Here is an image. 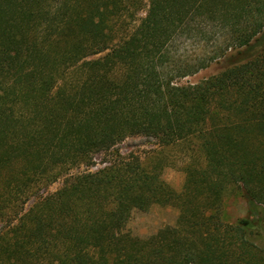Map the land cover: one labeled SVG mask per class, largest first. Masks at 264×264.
<instances>
[{"label":"trees","instance_id":"16d2710c","mask_svg":"<svg viewBox=\"0 0 264 264\" xmlns=\"http://www.w3.org/2000/svg\"><path fill=\"white\" fill-rule=\"evenodd\" d=\"M202 26L212 49L174 50ZM134 136L198 141L180 192L160 161L117 151L71 173ZM233 188L252 217L229 224ZM153 204L177 223L133 235ZM262 227L264 0H0V264H264Z\"/></svg>","mask_w":264,"mask_h":264},{"label":"rangeland","instance_id":"374dc122","mask_svg":"<svg viewBox=\"0 0 264 264\" xmlns=\"http://www.w3.org/2000/svg\"><path fill=\"white\" fill-rule=\"evenodd\" d=\"M145 13V10L142 9L139 12V17H143ZM212 29L209 26H202L200 30L194 28L189 36L184 35L177 39L174 50L177 48L178 53L192 55L195 53L200 54V51L206 49H212L217 40L214 35L215 32ZM205 31L207 34L204 33ZM211 35H214L213 38H210ZM226 64L223 61L213 62L208 67L181 79V81L196 82L205 76L217 73ZM116 151L125 155H137L147 164L153 163V161H160L163 165L162 178L176 192H180L183 187L186 177L184 171L185 165L194 162L197 157L201 156L196 139L162 146L153 138L134 136L120 142L113 150L101 151L94 154L93 164L81 163L79 166L74 167L71 173L88 169L97 170L105 164V161L111 160ZM61 185L62 179H59L50 185L43 186L37 192H52L61 187ZM178 215L179 209L174 204H153L148 210L135 209L127 222L126 229L133 235L146 239L166 226H174L177 223ZM223 217L229 224L235 223L239 218L252 217L249 213L244 193L241 190L233 188L225 196ZM259 233V235L252 233L251 237L255 243L264 248V227L259 229Z\"/></svg>","mask_w":264,"mask_h":264}]
</instances>
